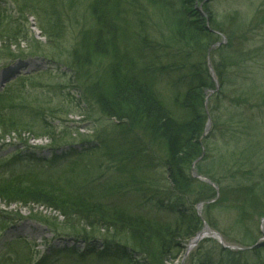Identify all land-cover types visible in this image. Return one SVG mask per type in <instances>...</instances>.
<instances>
[{
  "label": "trees",
  "instance_id": "16d2710c",
  "mask_svg": "<svg viewBox=\"0 0 264 264\" xmlns=\"http://www.w3.org/2000/svg\"><path fill=\"white\" fill-rule=\"evenodd\" d=\"M10 1L21 20L26 21L28 15L39 18V28L47 38L57 35L63 39L66 23L73 21L74 10L78 11L82 3H86L90 20L76 22L82 28L66 48L63 60L45 52L41 44L37 47L39 51L34 54L54 64L44 75L52 79L54 68L58 82L36 83L41 74L24 77L0 92V139L14 132L20 136L26 130L37 139L48 135L53 148L63 144L71 147L61 155L54 152L50 158L30 152L26 157L16 153L15 159L0 161L4 178L0 179V202L58 213L63 218L60 225L56 223L58 215L36 213L30 217L52 229L54 237L60 238L64 235L61 232L67 231L76 244L52 247L49 254L40 257L28 240L15 238L4 243L6 250L0 254V264H164L167 259H176L184 249L182 241H189L203 227L193 204L217 196L210 184L190 172L194 166L200 174L216 180L212 167L217 165V157L205 163L211 152L205 134L212 114L205 92L216 89L217 80L208 73L206 56L210 46L218 43L219 33H226L230 41L210 53L220 60L213 63L220 86L218 94L234 97L230 99L249 110L255 104L264 105V77L259 91L258 81L246 80L243 73L242 63L251 57V50L241 45L250 40L247 24L237 30L226 23L235 18L242 21L243 16L228 12L219 19L211 10V0ZM196 1L202 2L209 20L195 7ZM7 12L0 5L1 49L15 57L10 55H18L12 46L17 45L20 33ZM258 18L261 20L257 16L254 23L260 21ZM154 21L163 43L152 37L156 32ZM254 48L255 52L260 50ZM27 80L34 81L29 85L43 92L33 95V101H29L30 92L23 94ZM163 81L171 103L156 88ZM229 88L233 92L227 95ZM53 92V99L45 97V93ZM230 105L234 107L230 108L232 115L245 124L246 115L237 113L239 108L233 101ZM7 108L11 109L10 116L6 115ZM24 108L32 109L30 123L11 116L15 109ZM94 111L105 120L98 130V144L75 148L84 138L73 136L70 126L77 131L75 122L59 120L58 115L92 117ZM29 125L33 128H26ZM47 163L51 166L44 169ZM260 181L250 180L224 193L238 219L242 217L241 222L264 216V173ZM126 190L150 195L155 201L148 210L134 209L132 204L114 198ZM164 196L175 202L164 203ZM0 219L1 233L22 216L6 213ZM243 230L244 238L239 241L225 238L242 249L220 246L221 250L236 261L244 258L243 264H257L256 260L264 255V242L258 245L259 235L249 225L244 223Z\"/></svg>",
  "mask_w": 264,
  "mask_h": 264
},
{
  "label": "rangeland",
  "instance_id": "374dc122",
  "mask_svg": "<svg viewBox=\"0 0 264 264\" xmlns=\"http://www.w3.org/2000/svg\"><path fill=\"white\" fill-rule=\"evenodd\" d=\"M0 1H2L0 2V5L8 9L7 14L12 18L11 22H13V25L16 26V31L20 33V39H18L17 45L12 46L13 52L18 55L34 54L39 51L37 47H39V44H41V47L46 49L45 52L52 56H57L56 58H58V60H63L64 58H62V55L68 52L66 48L71 46L77 36V33L82 28L76 22L81 21L88 23V20H90L86 3H82L80 6L81 8L78 6V11L74 10L76 13L73 15V21H70L69 25L66 23L67 32L65 33V37L61 39L59 36L55 35L52 38H47L46 36H43V33L39 28V18L36 19L32 15H28L26 16V21L21 20L19 14L16 12L15 6L10 0ZM201 5V1H196L195 7L203 17H206L209 20V14H203L204 12H202L200 9L202 8ZM210 7L213 13H215L219 19H223L224 15L228 12H238L241 14L240 16H243L244 20L242 21H239L238 18H235L233 20L228 19L226 23L230 29L237 30L238 27H245L247 24V29H249L247 36L250 38V40H244L243 42H245V44L242 43L241 45H243L242 47L245 49L248 48L249 52L251 50V57L246 62L244 61L242 63L244 64L243 73L245 77H247L246 80L250 78L256 79L258 81L256 85L259 87L260 91V83L264 77V23H262V17L264 16V0H211ZM257 16H260L261 20L258 18L256 20L260 21L254 23ZM85 17H87V21L83 20ZM152 23L154 24L153 31H156L152 36L153 39H155L154 41L157 40L158 42L163 43V36L161 35V32L157 31V23H155V21ZM19 27L20 29H18ZM148 32L151 33L152 31ZM22 34H24V36H22ZM218 35V43L210 46L208 55L206 56L208 73H210L213 78H215V81L217 80L215 83L216 89H209L205 92L207 95V101L209 100L207 107L212 112L206 135L209 137L207 143L208 149L211 152L210 158L205 163L217 157V160H214L216 161L214 164L217 165L212 167V169H214L213 172L217 181L212 180L213 184H211L200 179V177H198V174L200 173L198 172L197 168H193L190 172L193 176L195 175L194 177H196V179L210 184L215 189L217 196L215 197L214 202H197L196 204H193V207L199 213V216L208 222L212 230L220 232L225 238L228 237L238 241L240 238H244L243 225L245 223L251 227L256 235H259L258 243L264 242V216L254 215L253 217H256L253 221L252 219H247L246 221L241 222L242 217L241 219H238V215L235 213L234 206L232 205L233 203L226 202V196L224 195L225 192L231 190L232 188L234 189L240 184H246V182H249L250 180L251 182L254 181L253 183L261 182V174L264 173V144H262L264 143V105L256 106L257 104H255V107L250 110L245 106L241 107V105L235 102L234 99H230L234 98L228 95L233 92V90L230 88L227 90V93L225 92L228 97L218 94L220 86L218 79L215 76L213 63L220 62V60L218 57H212L210 53L212 50H216V48L220 45H225L230 41V38L226 33H219ZM3 43V40H0V92L8 88V86L14 84V82L18 84L17 82L22 80L24 77L33 78L34 76H39L41 74H43L42 77H39L36 83L46 85V83H49L50 81L54 83L58 82L59 74L54 68L52 70L55 76L53 75L54 77H52V79L48 80V75H44L43 73L44 71L51 69L52 65H54L53 62L49 61L50 59L42 58L40 55L28 57L25 60L9 57L3 52L5 49H1ZM254 47L260 48V50L255 52ZM18 48H20V50H16ZM196 60L197 58L195 61ZM162 61L166 62L165 59H162ZM31 81L32 80L25 81V85L28 84V86L23 89V94L30 92L29 101H33L35 98L33 95L43 93L40 87L30 86L29 84H32ZM32 82L34 83V81ZM160 84H158L156 88L163 96H165L166 101L171 103V100H169L170 94L167 91V87H165L166 82L163 81ZM44 90L47 91V89ZM53 95L54 92L52 94L45 93V97H50V99H53L51 98ZM210 98H213L212 102H210ZM230 101H233L238 106L239 109L236 108L238 109L237 113L246 115L245 124L242 123L241 119L232 115V109L230 108L233 106L230 105ZM6 110L8 111V114L6 113V115L10 116L11 109L7 108ZM31 110H29V108H24L22 110L15 109L14 114L11 116H13L17 121L20 119L30 123V118L34 117ZM86 110L90 111L91 109L86 107ZM91 115L92 117L75 115L74 113H63L58 115L60 118L59 120L68 119L71 122H77V131L74 130L75 128L72 126H70V129H73L72 131L74 137L80 136L84 138V140L80 141V144L83 148L89 147L91 143L96 145L98 144V130L105 123L104 118L98 115L97 111H94L93 113L91 112ZM228 119H233V121H229ZM253 124L254 126L252 127ZM28 127H32V125L26 126V128ZM21 133L22 135L19 136L18 133L14 132L10 136L0 139V161L2 163L6 160L8 161L9 159H13L16 153L23 155L26 154V157L27 153L34 152L50 158L48 146L51 147V139L48 137V135L42 134L38 137L39 139H37L36 136L31 134L29 131L24 130ZM1 135L2 132L0 131V136ZM251 142H255V144L251 145ZM257 144L260 145L258 146ZM243 152L245 155H247V158H243ZM248 157H250L249 160ZM251 161L255 162L254 165H250ZM47 165L48 166H46L44 169H47L51 166L49 163H47ZM38 166V168H42L41 164H38ZM33 167L36 168L35 165H33ZM0 179H4L3 174L0 175ZM126 191L127 192L125 193L116 194L114 198L132 204L134 209L141 207L145 210H148L155 201L152 200V196L150 195L136 194L134 192H130V190ZM261 192L264 194V185L261 186ZM172 199L173 198L171 197L164 196L162 201L166 204L175 202L174 200L172 201ZM223 199L224 201L221 202ZM262 199L264 203V195ZM218 200H220L219 203L217 202ZM17 212L20 213L22 219H20L19 222L14 225L11 223V225L8 224L10 226H8L3 233L1 232L0 254H3L6 250L4 244L6 241L21 237H24L22 239L29 241V245L32 246L34 251L38 253V256L40 257L49 254L52 247H55L54 245H73L75 243L76 239L74 237H69V233L67 231H60L64 234L62 235L64 240H61L59 237H54V232L48 226L40 223L39 221L33 220L30 217L31 214L36 213H42L43 215L50 217H57L58 213L44 210L43 208L36 206L25 207L22 204H12L8 206L0 202V215ZM2 221L3 220L0 219V226H2ZM60 221H63V218L62 216L58 215L56 223L60 225ZM204 227L205 224L203 225L202 229ZM99 242L102 243L103 240ZM182 243L184 249L180 255L174 260H165L164 264H243L242 260L243 262L245 260L241 256L243 259L236 261L233 259V256L229 257L227 254H223L221 250V244L214 237L207 236L191 248H189L190 240L186 242L182 241ZM228 244L236 247V249L233 251H238V249L241 248L238 246L239 244L236 243L228 242ZM202 251H204L202 258L206 254L207 255L203 260L200 261L199 257L202 254ZM262 259H257L256 263L259 264L264 262V255Z\"/></svg>",
  "mask_w": 264,
  "mask_h": 264
},
{
  "label": "bare ground",
  "instance_id": "6f19581e",
  "mask_svg": "<svg viewBox=\"0 0 264 264\" xmlns=\"http://www.w3.org/2000/svg\"><path fill=\"white\" fill-rule=\"evenodd\" d=\"M209 231H210V228H209L208 226H206V227L204 228V230L198 235V237L196 238V240H194V241H193V240L190 241L189 247H190V248L193 247L195 241H199V240L202 239L203 237H206V236L210 235L211 232H209Z\"/></svg>",
  "mask_w": 264,
  "mask_h": 264
},
{
  "label": "water",
  "instance_id": "95a60500",
  "mask_svg": "<svg viewBox=\"0 0 264 264\" xmlns=\"http://www.w3.org/2000/svg\"><path fill=\"white\" fill-rule=\"evenodd\" d=\"M198 177H200V178H201L202 180H204V181H207V182L213 184L212 181H211L209 178H207V177H204V176H198ZM206 226H207V225H206ZM195 240H196V239H195Z\"/></svg>",
  "mask_w": 264,
  "mask_h": 264
}]
</instances>
